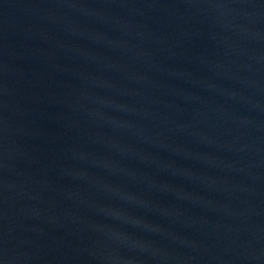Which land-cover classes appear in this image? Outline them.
Wrapping results in <instances>:
<instances>
[{
    "label": "water",
    "instance_id": "1",
    "mask_svg": "<svg viewBox=\"0 0 264 264\" xmlns=\"http://www.w3.org/2000/svg\"><path fill=\"white\" fill-rule=\"evenodd\" d=\"M0 264H264V0H0Z\"/></svg>",
    "mask_w": 264,
    "mask_h": 264
}]
</instances>
